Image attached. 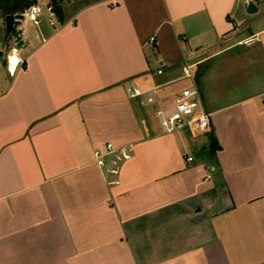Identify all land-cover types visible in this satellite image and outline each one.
I'll list each match as a JSON object with an SVG mask.
<instances>
[{
	"label": "crops",
	"instance_id": "obj_1",
	"mask_svg": "<svg viewBox=\"0 0 264 264\" xmlns=\"http://www.w3.org/2000/svg\"><path fill=\"white\" fill-rule=\"evenodd\" d=\"M246 1L23 16L18 63L0 47V264H264V0ZM185 89L204 134L160 125ZM108 143L133 147L119 185L93 164Z\"/></svg>",
	"mask_w": 264,
	"mask_h": 264
},
{
	"label": "built area",
	"instance_id": "obj_2",
	"mask_svg": "<svg viewBox=\"0 0 264 264\" xmlns=\"http://www.w3.org/2000/svg\"><path fill=\"white\" fill-rule=\"evenodd\" d=\"M47 12L49 15L48 22L53 26L55 24V15L49 6L47 7ZM41 13L39 6L34 5L25 12L24 17L28 21L37 24ZM261 40L262 37L260 35L255 36L245 41L244 45L250 46ZM153 41L154 38H151L150 42L152 43ZM6 59L9 64V58L7 57ZM184 72L188 78H192L194 75L192 66L186 67ZM138 95L137 92L132 94V96ZM159 115L161 116L160 125L166 133L189 129L198 134H204L210 127V116L204 112L198 92L192 89H185L176 96L174 106L168 115H162L161 113ZM133 153L132 145L116 147L112 143H108L104 147L94 150L93 164L99 169L108 185H119L121 168L124 163L133 157ZM187 161H192V159L188 158Z\"/></svg>",
	"mask_w": 264,
	"mask_h": 264
},
{
	"label": "trees",
	"instance_id": "obj_3",
	"mask_svg": "<svg viewBox=\"0 0 264 264\" xmlns=\"http://www.w3.org/2000/svg\"><path fill=\"white\" fill-rule=\"evenodd\" d=\"M37 2L38 0H0V22H3L7 16H13L16 27L18 22L23 19L25 12L30 7L37 5ZM69 2L70 0H48V6L52 9L59 23H62L64 19L63 7ZM210 139L212 149L216 150V141L211 136Z\"/></svg>",
	"mask_w": 264,
	"mask_h": 264
},
{
	"label": "rangeland",
	"instance_id": "obj_4",
	"mask_svg": "<svg viewBox=\"0 0 264 264\" xmlns=\"http://www.w3.org/2000/svg\"><path fill=\"white\" fill-rule=\"evenodd\" d=\"M96 1L98 0H70V2L67 3V5H64L63 7L64 16L71 14L74 10H76L77 8L83 5L90 4ZM37 5L39 6L42 12L40 15V20H43L44 22L48 23L47 21L49 19V15L47 12L48 0H38ZM55 20H56V17H55ZM4 36H5V26H4V21H3V22H0V47L4 46L6 53L9 55L12 52L11 48L14 49V46L17 45V44L15 45L16 40H14L12 36H10L5 41ZM184 87H189V80H183L181 82H178V84L174 87H171V89L172 90L175 89V91H181ZM182 133H185V132H182Z\"/></svg>",
	"mask_w": 264,
	"mask_h": 264
},
{
	"label": "water",
	"instance_id": "obj_5",
	"mask_svg": "<svg viewBox=\"0 0 264 264\" xmlns=\"http://www.w3.org/2000/svg\"><path fill=\"white\" fill-rule=\"evenodd\" d=\"M246 12L248 14L256 13L257 9L255 8L253 2L251 0H247L245 3ZM4 26H5V36L4 39L7 40L10 36L17 41V47L22 45V41L20 39L19 34L15 30V19L13 16H7L4 19ZM4 62V53L0 51V63Z\"/></svg>",
	"mask_w": 264,
	"mask_h": 264
},
{
	"label": "bare ground",
	"instance_id": "obj_6",
	"mask_svg": "<svg viewBox=\"0 0 264 264\" xmlns=\"http://www.w3.org/2000/svg\"><path fill=\"white\" fill-rule=\"evenodd\" d=\"M13 59H15V60H16V63H18V60H17L16 56H15L14 54H11V55L9 56V59H8V60H9V64H13V63H12ZM16 63H15V64H16Z\"/></svg>",
	"mask_w": 264,
	"mask_h": 264
},
{
	"label": "clouds",
	"instance_id": "obj_7",
	"mask_svg": "<svg viewBox=\"0 0 264 264\" xmlns=\"http://www.w3.org/2000/svg\"><path fill=\"white\" fill-rule=\"evenodd\" d=\"M12 63H13V65H15V63H16V60H15V59H13Z\"/></svg>",
	"mask_w": 264,
	"mask_h": 264
}]
</instances>
